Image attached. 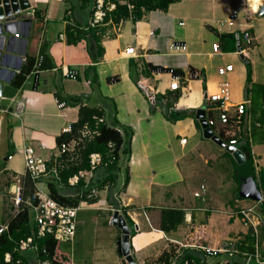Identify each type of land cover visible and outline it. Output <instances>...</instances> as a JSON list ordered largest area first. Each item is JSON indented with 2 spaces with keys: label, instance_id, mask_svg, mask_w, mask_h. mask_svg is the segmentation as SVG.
<instances>
[{
  "label": "crops",
  "instance_id": "1",
  "mask_svg": "<svg viewBox=\"0 0 264 264\" xmlns=\"http://www.w3.org/2000/svg\"><path fill=\"white\" fill-rule=\"evenodd\" d=\"M263 1L174 0L166 9L146 10L135 20L131 16L120 18L118 23L104 20L90 26L97 28L102 46L94 59L91 37L86 34L69 42L65 31L67 23L88 27L92 0L86 5L81 0H26L28 5L24 3L16 11H3L0 100L7 101L0 102V202L5 213L0 222L6 223L16 212L11 208L12 195L7 194L15 176L21 179L22 194L28 188L27 180L33 179L25 168V145L32 146L48 164L52 160L63 164L58 166L57 179L43 176L34 182L35 189L48 190L47 177L62 186L59 169L74 158L59 152L56 137L70 130L82 104L101 109V119L115 126L124 138L109 197L116 201L114 206L120 213L123 215L124 209L132 220L135 232L130 233L129 241L136 264H164L157 257L171 248L174 255L170 260L184 250L200 256V261L185 258L182 264H264L263 203L248 195L243 185V161L227 148L228 138L235 136V148L245 159L249 152L254 171L264 167V12L256 13ZM234 9L239 16L228 26L222 20ZM235 29H249L254 35L253 44L241 52L239 45L242 48L244 42L237 40ZM215 42L218 51L213 50ZM129 46L133 52L127 51ZM42 47L49 54L46 62H53L45 68L38 67ZM28 57L35 61L24 72L22 66ZM226 63H231L232 69L220 74L218 67ZM151 64L162 68L152 69ZM175 77L179 86L172 89L169 84ZM8 86L16 89L3 99ZM222 87L227 88L232 104L245 102V114L239 122L234 120V106L228 107L230 123L223 124L218 119V103L205 100L206 93L219 92ZM147 89L155 91L154 103L148 99ZM58 93L64 99H59ZM198 108L205 110V117L215 119L210 129L225 145L205 135L196 116ZM82 129L66 140L81 135ZM93 133L82 136L74 149L76 156L84 137ZM182 137L186 141H181ZM96 170L82 178L91 186V193L97 194L95 189L107 192L112 181L98 188L96 184L106 171L103 167ZM106 192L102 197L97 195L94 204L79 209H87L94 223L115 226L110 221L113 205ZM242 197L253 202H240ZM100 201L109 203L108 216ZM247 206L253 207L254 227L244 222L240 212ZM31 207L28 210L35 221ZM167 207L181 208L184 215L166 232L159 224L161 208ZM117 230L112 238L119 250L121 229ZM248 233L254 238L252 252L244 249ZM34 243L36 247L27 250H19L17 244V250L28 255L29 264H40L42 258ZM206 247L215 248V252ZM100 254L97 251L89 264L108 263L110 255ZM120 257L119 263L127 264L122 254Z\"/></svg>",
  "mask_w": 264,
  "mask_h": 264
},
{
  "label": "trees",
  "instance_id": "2",
  "mask_svg": "<svg viewBox=\"0 0 264 264\" xmlns=\"http://www.w3.org/2000/svg\"><path fill=\"white\" fill-rule=\"evenodd\" d=\"M83 3H86L91 0H81ZM132 4L131 7H128L126 3L118 2L114 9L109 11V13L105 16V20L111 19L113 22H117L120 18H124L127 16H131L134 20L140 18L142 14L146 10L150 9H166L170 2L174 0H129ZM74 4L70 5L72 8ZM92 12V10H91ZM96 27H90L88 25L87 28H79L78 26H73L71 23L66 24V40L69 42H76L80 37H91L92 42L91 46L94 45L95 52L91 51V57L94 59L98 57L102 52V46L98 43L99 35L95 33ZM89 47V46H88ZM90 50V47H89ZM42 52V62L38 64L39 68H45L47 66L53 65V62H46V58L49 56L47 52H45L44 48L41 49ZM34 58L28 57L27 62L22 66V71H29L34 63ZM150 67L152 69H160L161 66L151 64ZM59 99H64L59 93L56 94ZM103 111L101 109H96L94 107H89L88 105L80 104L79 107V115L76 121H73L70 124V130H63L57 137V142H61L62 140L69 139L74 134L78 133V130L81 129L84 124L88 126L91 130H94V133L88 137H84V142L80 145V149L78 150L80 153L76 156V158L68 161L66 166H63L59 169V181L62 186L60 187L57 181L52 180V178H47L46 183L48 186V192L51 196L56 198L58 201L66 204H77L80 199L86 198L89 202H93L97 199V194L91 193V186L85 183L82 177H79L77 183L75 185L69 184L68 177L73 175L74 173H79L82 170L90 168L89 166V153L92 151H99L102 155L101 163L94 169L103 167L106 171L104 176L100 179L96 185L98 188H104L106 183L112 181V184L107 188V196H111V187L115 181V173L117 171V164L119 160V149L124 141L122 133L115 127L110 125V123L102 118L99 120V117L102 115ZM109 142H112V147L108 145ZM246 159L250 160L251 157L249 152H246ZM254 170V167L252 165ZM30 179V178H29ZM38 179H32L29 181L28 188L24 190L22 194V201H20L17 205L14 206L11 203V208H14L16 211L11 215L7 222L6 228L0 233V263H3V256L6 251L11 252L13 262L17 258H19V263L15 262V264H29L28 255L19 252L17 250V244L20 238L26 237L27 235H34V242H36L38 247V256L40 258H48L51 264H72L69 259L68 253H65L61 250H58V245L60 241L55 239L51 234H46L41 237L35 236V231L37 229V223L30 217L29 208L30 204L25 202V196L31 201V204L36 203L37 194L36 189L34 187V182ZM254 180L256 182L257 187L263 192L264 191V167L259 168L254 171ZM240 195V194H239ZM109 203L113 206L115 204V200L109 197ZM261 207L264 212V205L261 204ZM123 215L126 219L127 224L132 227L130 228V233L134 234L135 230L133 228V223L129 215L125 213L123 209ZM7 212V210H5ZM160 215V224L159 227L164 231H170L176 227V225L182 221L183 219V210L177 207H167L161 208ZM8 213H6L7 215ZM248 243L244 246L246 251H253V236L252 234H247ZM173 250V248H171ZM172 250H163L159 256L157 257L158 261H163L164 264H182L185 258H193L195 261H200V256L196 253H191L189 251L184 250L183 254H179L175 256V259L170 260L169 257L173 256L174 253ZM205 263V262H204ZM209 264H219L218 261L211 262ZM232 264H237L234 261Z\"/></svg>",
  "mask_w": 264,
  "mask_h": 264
},
{
  "label": "built area",
  "instance_id": "3",
  "mask_svg": "<svg viewBox=\"0 0 264 264\" xmlns=\"http://www.w3.org/2000/svg\"><path fill=\"white\" fill-rule=\"evenodd\" d=\"M120 3H126L128 7H131L132 4L129 0H92V13L90 15V18L88 20L89 26H96L101 24L105 20V16L115 8L116 4ZM2 1L0 0V4ZM239 14L237 10H232V12L225 17L222 21L226 23L228 26H233L236 22V19L238 18ZM120 20V19H119ZM118 23V22H117ZM222 24V22H220ZM234 34L237 38V40H242L244 42L243 47L241 48V45H239L238 51H243V48H247L254 42V35L251 33L249 29H243L241 31L235 29ZM213 50L218 51L219 45L217 42L212 44ZM128 52H133V46H129L127 48ZM232 69L231 63H226L223 65H220L217 69V71L220 74H224ZM38 70V69H37ZM70 75H74V72H69ZM179 83L177 81V78L175 77L169 84V87L172 89L178 88ZM227 88L222 87L219 92H215L212 94H205V100L210 101H216L218 103V106L220 108V111L218 113V119L223 124L230 123V112L228 110L229 106H234L235 113H234V120L236 122H239L245 114V102L244 100L238 101L234 104L228 101L227 97ZM147 97L150 100V102H155V91L152 89L146 90ZM205 112V110H204ZM207 126L210 128V126L214 123V118L211 116L205 117ZM99 120H101V117H99ZM93 130V131H92ZM90 129L86 124H84L83 129L81 131V135L78 137H74L70 140H63L58 144V150L61 153L67 152L68 155L75 158L76 154L74 153L75 146L79 143L82 136L87 135L91 132H94V129ZM181 141H186V137H182ZM237 141V138L235 136H231L228 138V145H234V143ZM224 143H226L224 141ZM109 145L111 146L112 143L110 142ZM235 146V145H234ZM23 155H24V163L26 171L29 173V175L35 180H40L43 176H50L57 179V170L59 165L58 162H55L52 160L51 164H48L46 159H44L42 156L37 155L34 151V148L30 145H25L23 147ZM102 161V155L99 151H92L89 153V163L90 168L80 171L79 173H74L73 175L68 177V181L70 184H74L78 181L79 177L82 176H89L92 174L94 169L101 163ZM47 177V178H48ZM21 179L19 176H15L13 181L9 185V191L12 193V199L15 205H17L20 201H22V187L20 183ZM249 191V190H248ZM251 192V191H249ZM196 195L199 194L198 191L194 192ZM252 193V192H251ZM37 194V201L34 204H31V201L26 198L25 202L27 204H30L33 209L34 213V219L37 223V229L35 231V236L41 237L46 234H51L55 239H58L59 241H69L73 238L76 228V214L77 210L82 205H92L94 202H89L86 199H82L79 201L78 204H66L58 201L56 198L51 196L46 191H41L39 189H36ZM259 202H264V191L260 193V197L257 198ZM112 214L110 216V221L112 223H115L114 221L117 219V217L114 215V212H117V214L120 213V209L117 206H112ZM252 206L242 207L240 209V212L242 214V217L244 219L245 223L251 224L253 227L255 226V221L253 219L252 215ZM116 214V215H117ZM6 228V223L0 222V233ZM36 245L34 243V235L30 234L26 237L20 238L18 241V249L19 250H27V249H33ZM209 252H215V248H205ZM17 258V262H18ZM127 264L128 261L125 260ZM12 254L9 251H6L3 256V263L0 264H13ZM40 264H51L49 259H42L40 261ZM237 264H247L246 262H239Z\"/></svg>",
  "mask_w": 264,
  "mask_h": 264
},
{
  "label": "rangeland",
  "instance_id": "4",
  "mask_svg": "<svg viewBox=\"0 0 264 264\" xmlns=\"http://www.w3.org/2000/svg\"><path fill=\"white\" fill-rule=\"evenodd\" d=\"M0 151H1V148H0ZM29 181L30 180H27L28 183ZM7 192H8L7 194L12 195V193L9 190ZM105 192H106L105 189H101V190L95 189L94 190V193H97V195L101 197L104 196ZM114 196L115 195L113 193L112 197L114 198ZM240 202L251 203L253 202V199L242 197L240 198ZM100 204L102 206L101 209L107 212V214L104 213V216L105 214L108 216L111 210L109 203H107L106 201L105 202L100 201ZM6 205L8 206V204ZM8 211L11 212L9 207H8ZM88 212L89 211L87 209H84V208L79 209V211L76 214V218H75L76 228H75V234L73 238L69 240L68 242L60 241V244L58 245V250L68 253L70 262H72V264H79V263L89 264L91 262V258L97 251H100L101 252L100 255L104 257H107L110 255L109 261L106 264H120L119 263L120 261H118V258L120 257L121 254H120V251L117 250V245H116V242L114 241L115 237L112 238L113 231L116 230L118 233L117 229L120 230V228L116 224H115L116 226L115 227L114 225H111V224H109L108 226H105L101 224V222L99 221L94 223L90 219L91 216L88 215ZM4 214L5 213L3 212V204L1 201L0 202V221L4 217ZM95 249H97V251L93 252Z\"/></svg>",
  "mask_w": 264,
  "mask_h": 264
},
{
  "label": "water",
  "instance_id": "5",
  "mask_svg": "<svg viewBox=\"0 0 264 264\" xmlns=\"http://www.w3.org/2000/svg\"><path fill=\"white\" fill-rule=\"evenodd\" d=\"M2 3L0 4V16L3 11L5 12H11L16 11L19 6H24V3H26V0H1ZM27 4V3H26ZM28 5V4H27ZM264 12V1L259 5L257 14H262ZM9 88H6L3 90L4 96L11 97L14 94V91L16 88H12L11 86H8ZM13 91V93H12ZM1 93V91H0ZM7 100H0V102L5 103ZM196 116L200 118L201 124L204 127L205 135L211 136L216 142L225 145L224 141H222L220 138L213 135L211 129L207 126L206 120L204 118V109L198 108L196 111ZM228 150L232 151L233 154L237 157L238 160L243 161L242 164V177L244 179L243 185L248 188L249 191H247L248 195L253 198H259L260 197V189L257 187L256 182L254 180V170L252 168V164L248 159H245L244 153L235 148L234 145H227ZM237 149V150H236ZM264 204V202H263ZM117 212H114V215L117 217V219L114 221L115 224L121 229V234L118 236L117 243L119 245V251L124 257V260H127L129 264H136L131 252H130V228L125 221L122 214H117Z\"/></svg>",
  "mask_w": 264,
  "mask_h": 264
},
{
  "label": "bare ground",
  "instance_id": "6",
  "mask_svg": "<svg viewBox=\"0 0 264 264\" xmlns=\"http://www.w3.org/2000/svg\"><path fill=\"white\" fill-rule=\"evenodd\" d=\"M256 5H257V3L255 4L254 8H256V7H257Z\"/></svg>",
  "mask_w": 264,
  "mask_h": 264
}]
</instances>
